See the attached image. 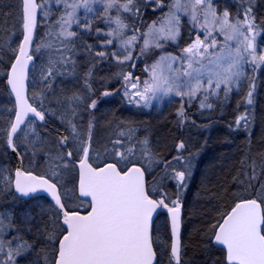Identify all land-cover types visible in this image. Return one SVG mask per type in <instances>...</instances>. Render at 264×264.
Masks as SVG:
<instances>
[{"label":"trees","instance_id":"1","mask_svg":"<svg viewBox=\"0 0 264 264\" xmlns=\"http://www.w3.org/2000/svg\"><path fill=\"white\" fill-rule=\"evenodd\" d=\"M135 1L138 3L134 4L138 12H120L118 17L127 25L126 29L134 27V32L138 33L147 24L159 20L164 12L166 0H162V7L157 5L156 0ZM230 9L232 14L241 18L250 9L248 14L253 19L254 29L259 32L261 45L264 42V0H232ZM111 15L116 17L114 13ZM38 30L44 29H37V32ZM21 36V0H0V103L4 100L12 103L6 77L16 56L13 43L20 41ZM192 36L185 32L174 50L186 48L192 42ZM38 44L39 42L35 41L33 43ZM160 48L154 49V52ZM165 52L168 51L165 49ZM108 62L104 61L103 68L99 67L102 64L96 63L91 71L90 81L84 84V79L89 77L85 76L87 65H81L80 77L76 76V91H82L79 94L80 98L84 99L82 103L88 106L95 100L99 102V109L93 113L91 106L89 109L84 105L81 107L95 119H98L99 115L103 119L106 115L105 123L117 125L123 121L127 126V134L121 135L116 126L118 136L114 135L112 142L119 139L124 152L141 147L145 154L151 153L156 169L147 175L148 187L160 181V190L180 195L178 201L183 209L181 261L189 260L192 264H225L224 252L214 247L211 242L220 221L243 199L258 200L264 210V65L254 73L255 91L251 97L247 92L224 94L213 109L206 111L201 109L200 99L196 97L176 101L166 111L150 115L142 110L139 100H136V106L131 103L129 94L125 95V91L130 92L124 79L112 82L111 77L105 74L107 72H102L108 69ZM143 64L139 62L132 71L133 80L138 78L144 81L146 78ZM113 73L115 74L114 71ZM99 75L102 79H99ZM105 92L109 95H104ZM30 101L33 104L31 97ZM241 117L244 119H240ZM237 120H240L239 124ZM47 124L52 130L39 125L45 134L55 137V130L65 131L53 118L47 117ZM62 148L65 151L63 146ZM5 163L10 170L14 169L15 160L7 146L0 153V164ZM180 165H185V170H188L185 173L187 182L182 187L183 191H180L176 180H172V174H175L177 166ZM30 170L38 176H43L35 168ZM0 203L12 213L13 229L20 228V223H15L20 212L24 209L31 212L35 220L21 227V231L17 233L32 247L35 264H53L57 243L64 231L60 215L50 200L39 197L23 201L11 191L4 196L0 194ZM79 209L78 207L71 210ZM27 226L29 232L25 230ZM168 254L166 263L169 261Z\"/></svg>","mask_w":264,"mask_h":264},{"label":"snow or ice","instance_id":"2","mask_svg":"<svg viewBox=\"0 0 264 264\" xmlns=\"http://www.w3.org/2000/svg\"><path fill=\"white\" fill-rule=\"evenodd\" d=\"M93 2H102L105 17L109 22H114L117 25L116 29L105 33L106 36L113 38L122 36L121 30L127 25L119 17L112 21V18L107 15L109 9L117 7L125 12L135 13L139 11L134 6V0H126L123 4H118V0H93ZM56 3L63 4L65 9V14L57 21L60 26L58 36L64 37L65 40H71L77 35L75 31L68 30L73 23H78L76 9L81 6L85 7L88 12H92L93 9L89 0H84L83 5L74 2L69 3V0H56ZM156 3L161 7L163 6L162 0H156ZM41 7L42 5L38 4L37 0H22L23 43L19 46V54L15 57V63L11 65V74L7 79L12 92L16 95L19 108L15 113V122L10 125L8 132V144L13 151H16V148L12 138L20 129V125L25 122L28 114L32 113L33 116L44 120L42 111L32 107L24 96V81L27 78L28 63L33 59V56L29 55L28 49L31 46L36 27L37 10ZM173 8L177 11L182 8L187 11V5L181 4V0H174V3L169 6V13L166 14L167 35L161 38L175 41L180 32V17L172 11ZM197 9L204 14V24L200 25L204 31V39L197 35L195 41L183 49V52L189 57L187 70L183 71V76L190 79L177 83L176 80L162 76L158 71L161 63L168 61V68L171 69L172 62L177 59L176 57L162 56L160 61L152 65L150 81H144L142 92L138 88V78L137 82L131 85L137 89L135 95L139 96L141 100L147 102L155 98L157 93L167 95L173 92L181 97H195L204 88L202 77L205 74H207V91H218L223 85L225 95H227L233 84L239 83V77L242 75V64L249 62L247 57H251L250 62L256 66L264 64V55H257L254 43L255 26L253 19L248 14L250 9L245 13L243 20L237 17L234 21H230L228 10L225 9L222 14L218 15L212 0H193L191 21L194 26L199 22ZM84 27L90 28V25L85 24ZM154 29L155 23L149 26V32L145 35H151ZM214 30L224 36L225 44L217 52L212 53L209 50L217 49L218 45V40L213 35ZM156 31L162 32L163 29H156ZM233 40L236 41L234 48L227 43ZM136 41L135 35L121 41L119 47L123 49L122 55L117 52H113L111 55L118 63L132 60V45ZM112 43L113 39H106L105 41L106 45ZM160 46L159 43H156V47ZM149 47L150 41L145 39L141 54H144ZM96 55L105 57L107 53L98 51ZM197 57L199 59L195 60V63L199 67H194L193 58ZM205 57L209 60L208 65L201 63ZM67 59L70 57L61 56L60 60L50 59L46 69H42L41 75L48 82V86L51 84L50 78L60 74L58 65L65 63ZM124 79L129 80L130 74L125 75ZM128 94L125 91V95ZM104 95L107 96L109 93L105 92ZM248 95L251 97V91ZM249 103H251V99H249ZM90 106L95 108L96 101L93 100ZM201 106L203 107V103ZM240 119H244V117ZM239 123L240 120H237V124ZM91 128L92 124L90 123L89 140H91ZM73 132L75 133L74 126ZM121 135L123 134L121 133ZM67 141L68 137H61V144H66ZM113 143L120 144L121 141L117 139ZM180 147L182 148L183 144ZM79 151L83 154L79 160V194L91 198V211L87 215L69 213L65 210V205L57 192L55 182L50 183L48 179L43 177L25 175L19 169L16 171L15 186L17 192L23 196L41 190L47 192L55 200L63 214V225L66 226L63 231L66 234L58 241V258L54 264H153L155 253L150 230L153 213L158 208H167L171 215V230L175 238L171 246V254L176 259V264H179L180 204L173 201V206L169 207L163 198L159 200L150 198L145 191L144 173L141 168L133 166L123 173L114 163H108L105 167L94 168L88 162L89 148L83 146V142H81ZM67 155L71 157L72 151H68ZM117 155L121 159H127L122 152H117ZM176 178L183 183L185 173L177 172ZM262 225H264V210L256 199L236 204L231 213L218 225V231L214 234L215 242L227 249L228 264H264V230H262ZM25 247L27 245H22L16 249V254H21ZM12 254L10 251L9 259H11Z\"/></svg>","mask_w":264,"mask_h":264},{"label":"rangeland","instance_id":"3","mask_svg":"<svg viewBox=\"0 0 264 264\" xmlns=\"http://www.w3.org/2000/svg\"><path fill=\"white\" fill-rule=\"evenodd\" d=\"M166 1L164 12L159 20L147 24V26L143 30L141 28V31L138 33L134 32V27L130 30L124 28L121 30L123 33L122 36L119 38H113L106 36L105 33L112 29H116L117 25L114 22H109L105 17L103 11L104 4L102 2H93V0H89L93 11L88 12L83 6L76 9L78 23H73L68 30L75 31L77 35L71 38V40H65L64 37L58 36L60 26L57 24L60 17L65 14L63 4H57L56 0H37V3L42 5V7L39 8L38 29L44 30H38L35 42H39V44L33 45L34 48L32 47V56L35 58V62L29 74V98L31 97L33 105L42 111L44 115L55 119L60 126L65 128L66 133L64 130L62 131L65 133V137H68L67 148L69 151H72L75 156L72 157L74 160H79L82 156V152L79 151V148L81 147V142H83V146L86 145L89 124L91 123V149L89 161L94 167L101 166L107 162H112L116 164L119 169H125L131 164L141 165L146 174H152L156 169V165L153 164V155L151 153L145 154L141 147L138 149L136 148L134 151L131 150L130 152H124L121 147L122 145L112 144L113 138L118 136L115 130L116 126L118 129L117 132L119 131V133H122L123 135L127 134V126L124 125L123 121L117 123V125L105 123L107 122L105 118L106 115L103 119L101 115L97 117L98 119H95L92 118L91 114H87L85 108L81 107L83 105L86 106L87 109L90 107V104L87 106L82 103L84 99L80 98L81 96L79 95L82 91H76L75 88L78 84L76 83V76L80 77L81 65H87L85 68V76L86 78L89 77L87 80L84 79L83 84L86 83V81H90L91 71L94 69L95 64L100 63L102 65L99 67L103 68L105 65L104 61L106 62V60L109 61L108 63L110 65L107 64L108 69H105L102 72H107L105 74L111 77L112 82H116V80L120 81L121 79H124L125 75L130 74V79H124V83L129 87V97L132 99L131 103L136 104L137 106L138 101L136 100H139L141 102L139 105L142 110L150 115H157L166 111L176 103V101L191 100L196 97H199L200 107L203 111L211 110L214 108L218 100L225 94L223 85L218 91H207V74H205L202 77L204 88L192 98L188 96H177L174 92L167 95L157 93L155 98L145 102L144 100H141L139 96L135 95L137 89L133 88L131 85L132 83H136L137 79L133 80L132 71L135 70L139 62H142V64L144 63V72L146 73L144 81H150L151 67L153 64L160 61L162 56L176 57L177 59L171 64V69L168 68V61H164L161 63L158 71L162 76L168 77L170 80H176L177 83L189 80V77L183 76V71L187 70L189 57L183 52L184 48L176 51L174 50V47L179 45L185 32L189 35H193L191 43L195 41L197 35H199L201 39H204V31L200 27V25L204 24L203 12L197 9L199 22L195 26L191 21L193 0H181V4L187 5V11L183 8L179 11L174 8L172 9V11L176 12V15L180 17V32L175 41L161 38L162 36L167 35L168 25L166 23V14L169 13V6L174 3V0ZM73 2L83 5L84 0H69V3ZM125 2L126 0H118V4H123ZM136 3L137 1L134 2V4ZM212 3L216 8L218 15L222 14L223 11L227 9L230 21H234L237 17L243 20L244 17L241 18L239 15L231 13L230 8L232 0H212ZM68 11H71V9H68ZM120 12L131 13L113 7L109 9L107 15L112 18V21H114ZM112 13H114L116 17H112ZM153 23H155V29L151 35L146 36L145 34L149 32V26L153 25ZM85 24L90 25V28H85ZM156 29H163V31L158 32ZM254 34L257 55H264V42L260 45V35L255 29ZM133 35L137 37V41L132 45L133 59L125 61L124 63H118L111 53L117 52L122 55L123 49L119 47L121 41L127 40ZM213 35L217 38L218 45L217 49H210L209 51L215 53L225 44V39L224 36L220 35L216 30L213 31ZM106 39H113V43L106 45ZM145 39L150 41V47L144 54H141ZM19 42L20 41L13 43V47H15L16 51ZM156 43H159L161 48L156 47ZM227 43L233 48L236 46L235 40L228 41ZM190 44L188 46H190ZM37 48H39V51H37ZM158 48H160L156 51L158 53L154 52V49L157 50ZM165 49L168 52H165ZM98 51H105L107 55L105 57H99L96 55V52ZM65 54L67 56H65ZM245 55L247 56V54ZM61 56L66 58L70 57V59H67L63 64L58 65L60 68V74L56 75L54 78H50L51 84L48 86V82L45 81L41 75L42 69H46L50 59L60 60ZM197 59L199 58H193L194 67H199V65L195 63V60ZM247 60L249 62L242 64V75L239 77V83L233 84L231 91L227 94H242L244 92L249 93V91L253 93L255 91L254 87L256 78L254 73L259 71L264 64L259 66L254 65L250 62L251 57H247ZM201 63L208 65V58L205 57ZM146 69L148 70L146 71ZM122 70L124 73L121 74ZM108 72L111 74H108ZM100 75L99 79H102ZM99 79L98 83L100 82ZM138 81L139 91L142 92L144 81ZM86 88L87 86L85 89ZM92 93L93 91H91V94ZM86 95L88 96L87 93ZM202 103L203 107L201 106ZM98 105L99 102H96V107L92 108L91 112L94 113L97 111L99 109ZM11 112L12 116L10 117ZM13 113V101L12 103H9L4 100L0 103V153L6 148L8 138L7 133L10 127L9 121L12 119ZM7 123L8 125H6ZM73 126L75 127V133L73 132ZM56 136L54 137L48 133L45 134L37 122L31 121L18 134L15 140V146L23 156L25 169H28L27 171L35 168L37 171H40V174H43L45 177L51 179L52 182L56 183L60 188L64 203L68 209L82 208L86 204L79 202L77 199L76 187L74 184L76 183L77 178L75 166L67 161L66 151H64L61 146V138L58 135ZM117 152L124 153L127 159H121V157L117 155ZM177 172L187 173L188 170H185V165H180L177 166L175 174H172V180H176L180 186V191H183L182 187L185 182H187V179L185 178L183 183L179 182L176 178ZM12 179L13 170L9 169L7 163L0 164L1 195L4 196L6 193L12 191ZM160 186V181L153 184L152 187L150 186V194L157 199L163 198L169 207L173 206V201L179 203V194L174 195L172 192L160 190ZM34 203L38 204V202ZM37 206L38 205H36V207ZM25 210L26 209H24L22 213L20 212L19 218L17 219V222H15L16 225L18 222L20 223V228L13 226L15 227L13 229L11 227V221L13 219L12 213L7 208H3L0 203V264H35V253L33 252L32 247L22 240L19 233H17L21 231V227L29 225L35 220L31 212ZM25 230L28 232L30 231L28 226ZM153 244L159 257L158 264L166 263V256L168 253L167 259H169V261L166 264H175L170 254V231L168 222L166 215L163 213L159 215L154 226ZM22 245H27V247L23 249L21 254L17 255L16 249L20 248ZM10 251L13 253L11 259H9ZM180 264L192 263L188 260L184 262L180 261Z\"/></svg>","mask_w":264,"mask_h":264},{"label":"water","instance_id":"4","mask_svg":"<svg viewBox=\"0 0 264 264\" xmlns=\"http://www.w3.org/2000/svg\"><path fill=\"white\" fill-rule=\"evenodd\" d=\"M21 15H22V0H21ZM38 18H39V9L37 10V16H36V27H35L34 32H33L32 43H31V46H30L29 49H28V53H29V55H31L32 44H33V42H34L35 35H36V32H37V28H38ZM23 35H24V32H23V20H22V36H21V39H20V42H19V46H20L21 43H23ZM19 46H18V50H17L16 56L19 54ZM16 56H15V57H16ZM13 63H15V58H14L12 64H13ZM33 63H34V58H33L31 61H29V63H28L27 78H26V80L24 81V84H25V92H24V96H25V99H26L27 101H28V81H29V72H30V69H31ZM12 64H11V65H12ZM10 74H11V66L9 67L8 72H7L6 82H7L8 77L10 76ZM7 88H8V91H9L11 97H12L13 104H14V108H15L14 117H13V120H12V123H14V122H15V113L19 110V108H18V105H17V102H16V95H15L14 92H12V90H11V86L8 84V82H7ZM28 103H29V101H28ZM29 104H30V103H29ZM30 105H31V104H30ZM31 106H32V105H31ZM32 107H34V106H32ZM33 119L36 120V121L39 122V123H44V122H45V120H40L38 117L33 116L32 113H29L28 116L25 118V122H24L23 124L20 125V129L17 131V133H18V132L24 127L25 124H27V122H28L29 120H33ZM12 123H11V124H12ZM17 133L13 136V138H12L13 141H14V139H15ZM60 136H61V137H65L64 133H60ZM13 145H14V144H13ZM63 146L66 147V144H63ZM86 147L89 148V143L87 144ZM8 150H9V152L13 155V158H14V160H15V164H16V166H15V170H14V174H13V183H12V189H13L14 194H15L19 199H22V200H29V199H31V198L41 197V196H44V197L48 198V199L51 201V203L54 205V207L56 208L57 212H58L59 215H60V218H61V225H62L63 229H66V226L63 225V214H62V212L60 211L59 207L56 205L55 200L52 199L51 195H49L47 192H44V191L41 190V191H38V192H36V193H29L28 196H23L21 193H19V192L16 191V186H15V181H16V171L19 169V170L22 171L25 175H29V174H26V173L24 172V170H23L22 159H21V156L19 155L18 151H17V150H16V151H13V150H12V147L9 146V144H8ZM67 158H68L69 160H71V157H68V155H67ZM74 163H75V166L77 167V171H78V181H79V161H76V162H74ZM106 165H107V164H106ZM106 165H104V166H102V167H105ZM132 167H133V166H132ZM134 167H138V166H134ZM130 168H131V167H130ZM139 168H140V167H139ZM141 171L144 173V171H143L142 169H141ZM30 175L35 176L34 174H30ZM36 177H37V176H36ZM38 178H39V177H38ZM144 186H145V191H146L145 174H144ZM57 192H58V189H57ZM58 194H59V192H58ZM77 196H78V198H79L80 200H82V201H86V202L89 203V205H91V198H90V197H83V196H80V194H79V183H78V182H77ZM249 200H251V199H249ZM61 201H62V200H61ZM244 201H247V200L239 201V202H237L236 204L241 203V202H244ZM257 202H258V201H257ZM258 203H259V202H258ZM236 204L234 205V207L236 206ZM234 207H233V208H234ZM233 208H232V209H233ZM261 208H262V206H261ZM232 209L228 212V214L231 213ZM65 210H66V208H65ZM159 210H160V208H158V209L156 210V212L153 213L152 224H151V230H150V231H151V237L153 236V227H154V224H155V220H156V218H157V216H158V212H159ZM66 211H67V210H66ZM90 211H91V207L89 208V210H88V212H87L86 214H81V213H78V212H69V213H78V214H80V215H87ZM166 213H167V216H168L169 229H170V235H171V245H170V252H171V246H172V243L174 242V239H175V238L173 237V235H172V230H171V215H170V213H169L168 211H166ZM228 214H227V215H228ZM227 215H225L224 218H226ZM224 218H223V219H224ZM223 219H222L221 223L223 222ZM221 223H220V224H221ZM261 227H262V230H263L264 225H262ZM181 231H182V210H181V207H180V215H179V233H178V241H179V260H180V254H181ZM216 231H218V227H217V229L215 230V232H216ZM65 234H66V232H65ZM214 234H215V233H214ZM62 238H63V237H62ZM62 238H61V239H62ZM212 245H213L214 247L219 248V249H221V250L224 251V254H225V264H228V261H227V249H226L225 246H223V245H219V244H217V243L215 242V235H213V237H212ZM152 247H153V241H152ZM58 248H59V243H58V245H57V256H56V259L58 258ZM153 251H154V253H155V257H154V260H153V264H157V255H156V252H155L154 247H153ZM171 255H172V254H171ZM56 259H55V260H56ZM173 259H174L175 264H176V259H175L174 257H173Z\"/></svg>","mask_w":264,"mask_h":264},{"label":"flooded vegetation","instance_id":"5","mask_svg":"<svg viewBox=\"0 0 264 264\" xmlns=\"http://www.w3.org/2000/svg\"><path fill=\"white\" fill-rule=\"evenodd\" d=\"M44 128L49 129V130H52V127L50 125H48V124L44 125ZM55 132L59 136V133L62 132V131L55 130Z\"/></svg>","mask_w":264,"mask_h":264}]
</instances>
